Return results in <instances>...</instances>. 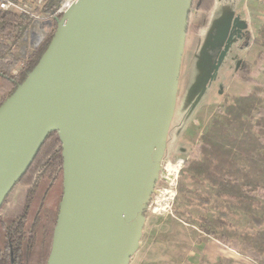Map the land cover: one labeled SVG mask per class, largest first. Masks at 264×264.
Instances as JSON below:
<instances>
[{
    "label": "water",
    "instance_id": "95a60500",
    "mask_svg": "<svg viewBox=\"0 0 264 264\" xmlns=\"http://www.w3.org/2000/svg\"><path fill=\"white\" fill-rule=\"evenodd\" d=\"M191 4L73 0L0 104V204L47 134L61 141L63 192L46 264H128L137 249Z\"/></svg>",
    "mask_w": 264,
    "mask_h": 264
},
{
    "label": "trees",
    "instance_id": "16d2710c",
    "mask_svg": "<svg viewBox=\"0 0 264 264\" xmlns=\"http://www.w3.org/2000/svg\"><path fill=\"white\" fill-rule=\"evenodd\" d=\"M61 0H42L34 10L52 20V28L42 41L26 53L15 55L19 41L33 17L25 12L0 9V104L33 69L47 47L61 17L56 13ZM216 0H192L191 10L211 18ZM206 24L188 22L187 33L197 38ZM264 45V20L258 28ZM245 38V43L248 42ZM199 39L195 40L198 46ZM20 65L14 72L13 69ZM254 74L264 75L256 62ZM263 90L254 85L231 101H224L226 118L213 115L210 127L199 138L184 161L180 173L193 184L177 185L173 209L186 216L205 235L223 246L264 264V200L257 194L264 189V102ZM254 112L257 113L254 118ZM57 131H50L26 171L0 204V264H46L53 229L62 198V154ZM17 186L24 187L21 207L4 212V205ZM209 207L217 213L207 212ZM241 213L249 228L238 229L227 216ZM146 216V212L143 211Z\"/></svg>",
    "mask_w": 264,
    "mask_h": 264
},
{
    "label": "rangeland",
    "instance_id": "374dc122",
    "mask_svg": "<svg viewBox=\"0 0 264 264\" xmlns=\"http://www.w3.org/2000/svg\"><path fill=\"white\" fill-rule=\"evenodd\" d=\"M34 7L42 0H21ZM21 38L15 55L24 58L36 47L39 31L42 39L51 30L49 17L37 15ZM264 20V8L255 0H216L211 18L206 22L204 12L192 10L188 22L206 24L198 38L186 33L178 77L174 113L166 134L164 160L184 161L194 149L200 136L210 127L213 115L223 114L224 101L258 85L263 90L264 75L254 74L257 61L264 66V45L258 37V28ZM37 23V25H36ZM39 24V25H38ZM236 27V30H235ZM36 29V30H35ZM248 42L245 43V38ZM199 39L198 46L195 40ZM18 64L13 71L15 72ZM264 108V102L260 104ZM257 113L254 112V118ZM182 169V167H181ZM179 170L177 185L193 182ZM176 185V189H177ZM24 187L17 186L4 205V212L21 207ZM257 194L264 200V189ZM207 212L217 213L213 207ZM238 229L249 228L248 219L241 213L227 216ZM128 264H254L243 253L224 249L212 238L187 222L186 216L164 212H146L138 246Z\"/></svg>",
    "mask_w": 264,
    "mask_h": 264
},
{
    "label": "built area",
    "instance_id": "2783aa9c",
    "mask_svg": "<svg viewBox=\"0 0 264 264\" xmlns=\"http://www.w3.org/2000/svg\"><path fill=\"white\" fill-rule=\"evenodd\" d=\"M73 0H61L56 13L62 14ZM256 3L264 7V0H255ZM0 9H9L30 14L34 18L39 15L35 10L32 11L29 5L21 0H0ZM40 16V15H39ZM27 32V31H26ZM26 32L24 34H26ZM42 41L40 38L35 45ZM184 160L178 158L174 162L162 159L158 179L151 192L150 198L145 205L144 211L151 214H160L164 212L172 213L174 199L177 194V176L183 166ZM171 166L174 169H170Z\"/></svg>",
    "mask_w": 264,
    "mask_h": 264
},
{
    "label": "crops",
    "instance_id": "0c3cea01",
    "mask_svg": "<svg viewBox=\"0 0 264 264\" xmlns=\"http://www.w3.org/2000/svg\"><path fill=\"white\" fill-rule=\"evenodd\" d=\"M264 8V7H263ZM207 236V235H206ZM209 237V236H208ZM209 238H211V237H209ZM213 239V238H212ZM213 240H215V239H213ZM218 244H220L217 240H215ZM224 249H226V250H228V251H231V252H235V253H237V254H239L240 252H237V251H235V250H233V249H231V248H229V247H226V246H223L222 244H220ZM246 256V255H245ZM247 258H249L248 256H246ZM250 259V258H249ZM251 260V259H250ZM251 262H253L252 260H251ZM254 263V262H253ZM255 264V263H254Z\"/></svg>",
    "mask_w": 264,
    "mask_h": 264
},
{
    "label": "bare ground",
    "instance_id": "6f19581e",
    "mask_svg": "<svg viewBox=\"0 0 264 264\" xmlns=\"http://www.w3.org/2000/svg\"><path fill=\"white\" fill-rule=\"evenodd\" d=\"M35 21L38 23L37 20H35ZM37 23H36V25H37ZM38 25H39V24H38ZM35 30H36V29H35ZM42 35H43V32H42V31H39V32L37 33L36 37L34 38V39H35L34 41H38V40L42 37ZM170 169H174V168L171 166Z\"/></svg>",
    "mask_w": 264,
    "mask_h": 264
},
{
    "label": "flooded vegetation",
    "instance_id": "af4514ba",
    "mask_svg": "<svg viewBox=\"0 0 264 264\" xmlns=\"http://www.w3.org/2000/svg\"><path fill=\"white\" fill-rule=\"evenodd\" d=\"M235 30H236V27H235Z\"/></svg>",
    "mask_w": 264,
    "mask_h": 264
}]
</instances>
